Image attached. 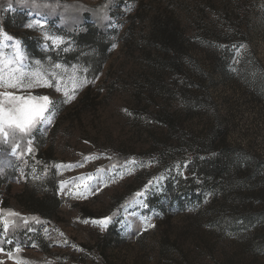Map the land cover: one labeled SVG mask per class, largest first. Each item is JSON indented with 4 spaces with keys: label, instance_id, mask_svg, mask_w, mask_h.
Instances as JSON below:
<instances>
[{
    "label": "rangeland",
    "instance_id": "1",
    "mask_svg": "<svg viewBox=\"0 0 264 264\" xmlns=\"http://www.w3.org/2000/svg\"><path fill=\"white\" fill-rule=\"evenodd\" d=\"M50 2L0 0V31L14 38L0 37L4 81L46 72L60 88L0 87L55 101L51 123L29 135H0V179L9 183L0 188V214L15 222L7 232L0 224V261L264 264V0H138L133 8L125 1L114 20L120 32L96 75L82 56L64 63L50 51L71 50L63 32L81 24L68 10L43 12ZM140 2L147 15L125 37ZM161 14L183 33L178 55L149 43ZM34 20L45 23L27 27ZM25 36L38 37L47 53L33 57ZM46 36L63 42L54 46ZM17 47L22 59L9 63ZM74 91L64 102V92ZM50 177L62 203L42 221L23 202L32 191L42 196ZM86 186L99 190L79 195ZM109 216L103 227L94 223Z\"/></svg>",
    "mask_w": 264,
    "mask_h": 264
},
{
    "label": "trees",
    "instance_id": "2",
    "mask_svg": "<svg viewBox=\"0 0 264 264\" xmlns=\"http://www.w3.org/2000/svg\"><path fill=\"white\" fill-rule=\"evenodd\" d=\"M51 1L50 7H47L50 12H43L48 15H53V13L57 11L60 15L63 11L68 10L71 18L77 19L78 22L81 21L80 26L76 27L77 24H74V27L71 29L65 27L66 31L63 32L65 36L73 40L71 50L64 51V46L59 48L50 47V51L53 52L52 54H61V56L59 55V57L56 58L64 63L79 62V58L82 56L85 61L87 60L90 69L95 70L94 75L100 73L111 54L113 37L120 32L119 28L114 26V20L118 15L116 11L117 8L125 1H129L130 3L126 4L129 5L130 8H133L138 0H106L104 4L99 6H89L87 4H79V2L69 3L60 0ZM140 4V9L135 11L134 17L125 31V37L132 35L136 17L143 20L145 15H147L145 5L141 2ZM23 8L32 11L28 9L29 7ZM151 22V31L148 37L150 45L159 52L166 51L170 53V51H172L178 55L182 49L181 45L183 42H179L177 37L179 38V35L182 37L183 33H181L179 29L177 20L172 16L161 14L154 16ZM38 40V37L34 39L30 36H25L24 38L25 45L33 57H43V55L47 53V51L45 52L38 46ZM56 49L60 51H54ZM170 60L175 59L171 57ZM49 150L48 148L44 151V156L47 158L51 157ZM1 178L0 188L3 185L8 187L9 183H7L6 177ZM46 183L49 185L42 196H37L36 191H32L27 194L25 202H23L25 208L29 209L35 215L38 214L42 221L52 220L62 203V199L58 193V185L54 178L50 177L49 181ZM24 232L25 231L18 232V234L20 233L19 236ZM38 234L39 233H37L36 236H38Z\"/></svg>",
    "mask_w": 264,
    "mask_h": 264
},
{
    "label": "snow or ice",
    "instance_id": "3",
    "mask_svg": "<svg viewBox=\"0 0 264 264\" xmlns=\"http://www.w3.org/2000/svg\"><path fill=\"white\" fill-rule=\"evenodd\" d=\"M44 21L34 20L29 23L27 27H33V24L43 27ZM0 37L5 40L13 41L14 38L8 35L6 32L0 31ZM46 39L51 40L54 46H58L63 42V38L59 36H46ZM19 41L15 40V45H19ZM0 48H2V44H0ZM22 59V52L17 47L12 60L9 63L15 62L20 63ZM3 60V53L0 51V61ZM39 63V62H37ZM59 64L54 65V68H60ZM25 74L19 73L18 75L11 76L7 82L4 81L3 76L0 75V87H7L11 89H31L35 87H54L57 91H60L59 81L53 82L50 78H48V74L45 73H31L29 77H27V82H25ZM87 81H85L86 83ZM64 96L67 97V100L64 102H70L75 99V91L72 95H69L68 92H64ZM55 110V101L52 100L50 96L47 95H18L12 91H4L0 92V135L7 138L9 135H15L17 133L29 135L34 129H37L39 125L45 123H51V117ZM127 112V109H125ZM31 152V147L28 149ZM61 186L63 189V182H61ZM107 186V185H105ZM99 188L89 189L87 186L85 187V191L79 193L81 196H86L91 193L94 194ZM137 196L144 195V192L136 193ZM143 204L142 201H140ZM144 207H147L146 204H143ZM9 216H19V213L13 212L9 210ZM111 220V217H105L101 220L94 221V223L101 225L102 227L106 225L108 221ZM87 222V221H85ZM14 221H9L4 218L2 214H0V224L3 225V231L7 232L9 227L14 225ZM148 227H155L154 224H149ZM11 241H9L10 243ZM4 249L0 247V252H3ZM16 251L19 252L20 248L17 247ZM9 257H11V253H8ZM0 264H4L3 261H0ZM17 264H21V262H17Z\"/></svg>",
    "mask_w": 264,
    "mask_h": 264
}]
</instances>
